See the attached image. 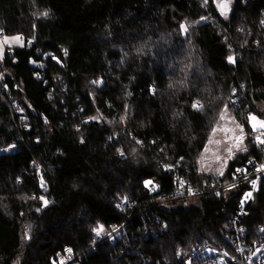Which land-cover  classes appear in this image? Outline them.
<instances>
[{
  "label": "trees",
  "instance_id": "1",
  "mask_svg": "<svg viewBox=\"0 0 264 264\" xmlns=\"http://www.w3.org/2000/svg\"><path fill=\"white\" fill-rule=\"evenodd\" d=\"M219 5L0 0V34L24 41L0 64V264H56L67 250L70 264L239 263L246 187L219 198L211 186L264 160L250 124L264 104V0ZM226 108L248 151L207 176L199 162ZM177 177L204 193L183 198ZM243 224L260 241L264 181Z\"/></svg>",
  "mask_w": 264,
  "mask_h": 264
},
{
  "label": "built area",
  "instance_id": "2",
  "mask_svg": "<svg viewBox=\"0 0 264 264\" xmlns=\"http://www.w3.org/2000/svg\"><path fill=\"white\" fill-rule=\"evenodd\" d=\"M2 36L3 35L0 34L1 39L4 40V36ZM10 51L11 49L4 50L5 56L8 55ZM3 67L4 64H2L0 72ZM44 123H46V121ZM251 141L258 146L264 147L262 142L264 141V133L254 134L251 137ZM176 180L181 182L178 194H181L185 199L192 200L204 193L201 187H196L191 183L186 182L184 178L177 177ZM253 181H255V185H253ZM263 181L264 160L262 162H258L256 159H253L249 162L248 167L239 168L231 176H228L223 180H218L217 183L213 182V185L211 186L212 192L217 194L219 198L223 196V192H229L230 190L241 186L246 187L242 191L243 198L241 199V205L237 215L233 219V228H231L233 242L237 245V255L239 257L238 264H264V226H262L257 232V235L260 237V241L253 242V244L249 245L246 243L248 242V236L246 227L243 224V220L247 214V208L253 202L255 195L259 192ZM248 193H251V196H248ZM125 229V225L117 227L106 237V239L120 236L122 231ZM75 260L76 257L73 252L71 250H67L65 253L59 252L57 254L56 264H70Z\"/></svg>",
  "mask_w": 264,
  "mask_h": 264
},
{
  "label": "rangeland",
  "instance_id": "3",
  "mask_svg": "<svg viewBox=\"0 0 264 264\" xmlns=\"http://www.w3.org/2000/svg\"><path fill=\"white\" fill-rule=\"evenodd\" d=\"M216 1L219 4L223 1H228L229 6H231L233 0ZM16 37L18 36H4V40L0 37V64L5 58L4 50L24 45L23 39L19 37L20 40L17 41L14 39ZM257 109L258 112L250 117L251 128L254 133H264V127L260 125V122H264V104H258ZM252 117H256V119L253 120ZM248 136L249 133L245 129V126L235 118L234 112L226 108L222 114L220 124L211 135L203 151L199 162V172L207 176L223 178L227 173L230 163L237 156L245 154L248 151ZM238 137L239 139H237ZM229 148H231V152L228 151ZM221 171L223 174H221Z\"/></svg>",
  "mask_w": 264,
  "mask_h": 264
},
{
  "label": "snow or ice",
  "instance_id": "4",
  "mask_svg": "<svg viewBox=\"0 0 264 264\" xmlns=\"http://www.w3.org/2000/svg\"><path fill=\"white\" fill-rule=\"evenodd\" d=\"M219 7L221 8L222 12L226 15L227 2L224 3V4L219 5ZM45 15H46V13H45ZM6 39H7V38H6ZM14 39L17 40V41L20 40L19 37H16V38H14ZM229 59L232 60L231 57H230ZM193 106H194V107L199 106V102H197V104H195V105H193ZM252 119L255 120L256 117H252ZM260 125H261V127H264V122H260ZM237 139H239V137H238ZM262 142H264V141H262ZM228 151L231 152V148H229ZM221 174H223L222 171H221ZM253 185H255V181H253ZM247 195H248V196H251V193H248ZM41 199H43V198L41 197ZM46 203H47V201H45V204H46Z\"/></svg>",
  "mask_w": 264,
  "mask_h": 264
},
{
  "label": "water",
  "instance_id": "5",
  "mask_svg": "<svg viewBox=\"0 0 264 264\" xmlns=\"http://www.w3.org/2000/svg\"><path fill=\"white\" fill-rule=\"evenodd\" d=\"M225 3V1H223L221 4H224ZM220 4V5H221ZM222 11V10H221ZM230 12V6H229V4H227V10H226V14H228ZM223 13V12H222Z\"/></svg>",
  "mask_w": 264,
  "mask_h": 264
}]
</instances>
